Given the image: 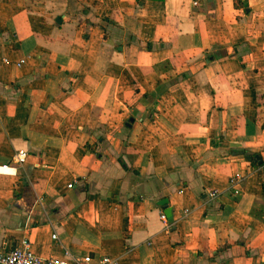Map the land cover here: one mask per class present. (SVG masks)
Instances as JSON below:
<instances>
[{"label":"crops","instance_id":"obj_1","mask_svg":"<svg viewBox=\"0 0 264 264\" xmlns=\"http://www.w3.org/2000/svg\"><path fill=\"white\" fill-rule=\"evenodd\" d=\"M194 1L0 0V253L264 264V0Z\"/></svg>","mask_w":264,"mask_h":264},{"label":"built area","instance_id":"obj_2","mask_svg":"<svg viewBox=\"0 0 264 264\" xmlns=\"http://www.w3.org/2000/svg\"><path fill=\"white\" fill-rule=\"evenodd\" d=\"M195 4H198V1H194ZM24 59H21L18 64H22ZM27 151L20 149L13 156V162L16 164H22L27 158ZM9 167L3 166L1 169L7 170ZM243 174L236 173L231 178V184L233 187L237 186L240 182L243 181ZM69 187L73 186V183L68 184ZM234 192H237L234 190ZM217 191L212 190L210 192L211 197H216ZM161 218L166 221L167 217L165 212H161ZM53 237L57 238L56 232L53 233ZM72 261V263H71ZM69 261L67 258H60L51 256L49 258H42L36 255L30 248L29 242L23 240L20 244L10 248L4 253H0V264H119V260L110 255H91L84 254L80 257L72 258Z\"/></svg>","mask_w":264,"mask_h":264},{"label":"trees","instance_id":"obj_3","mask_svg":"<svg viewBox=\"0 0 264 264\" xmlns=\"http://www.w3.org/2000/svg\"><path fill=\"white\" fill-rule=\"evenodd\" d=\"M236 6L239 7V6H243V7H246L247 6V3L245 0H237V3H236Z\"/></svg>","mask_w":264,"mask_h":264},{"label":"water","instance_id":"obj_4","mask_svg":"<svg viewBox=\"0 0 264 264\" xmlns=\"http://www.w3.org/2000/svg\"><path fill=\"white\" fill-rule=\"evenodd\" d=\"M130 121L133 122V119L131 118ZM128 124L131 125L130 122ZM256 158H260V157L257 155ZM163 201H165V200H163ZM170 213H171V210H168L166 214L169 216Z\"/></svg>","mask_w":264,"mask_h":264}]
</instances>
